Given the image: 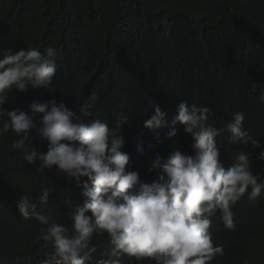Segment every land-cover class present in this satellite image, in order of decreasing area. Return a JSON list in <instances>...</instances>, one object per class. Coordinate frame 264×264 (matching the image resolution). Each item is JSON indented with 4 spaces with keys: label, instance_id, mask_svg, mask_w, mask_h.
I'll return each mask as SVG.
<instances>
[{
    "label": "trees",
    "instance_id": "16d2710c",
    "mask_svg": "<svg viewBox=\"0 0 264 264\" xmlns=\"http://www.w3.org/2000/svg\"><path fill=\"white\" fill-rule=\"evenodd\" d=\"M48 47L56 52L51 88L57 105L90 103L110 127L126 117V170L145 183L143 173L157 154L166 160L177 150H194L183 125L167 136L182 101L208 107L209 124L217 128L243 112L244 129L260 147L229 143L225 132L216 138L220 161L227 168L244 152L264 183L258 159L264 150V0H0V53ZM14 101L9 97L3 108L17 110ZM157 106L167 126L145 128ZM30 136L28 147L46 153L49 142L35 130ZM15 138L11 131L0 136V264H42L53 250L41 237L46 226L23 218L18 201L30 188L37 211L71 228V209L84 189L56 166L39 171V161L28 164L23 151L12 148ZM42 186L55 189L47 204L37 199ZM250 191L232 206L233 229L215 212V241L223 251L211 264H264V192L250 200ZM93 243L110 245L107 234L95 235Z\"/></svg>",
    "mask_w": 264,
    "mask_h": 264
},
{
    "label": "clouds",
    "instance_id": "9594fccd",
    "mask_svg": "<svg viewBox=\"0 0 264 264\" xmlns=\"http://www.w3.org/2000/svg\"><path fill=\"white\" fill-rule=\"evenodd\" d=\"M55 57L52 47L43 53L38 48L0 53V136L15 133L19 138L13 140L12 148L22 150L28 164L39 161V171L56 166L57 172L70 182L74 178L84 189L70 208L74 212L71 228L37 211L30 188L18 201L23 218H34L46 226L41 237L53 250L42 264H211L223 251L215 241V212L219 211L225 228L231 230L235 227L232 206L250 186V200L264 192L249 155L240 152L227 168L220 161L216 138L225 132L230 134L229 143L251 142L260 147L244 129L245 114L236 112L232 121L217 128L209 124L208 107L180 102L167 136L174 137L175 125H183L194 150L191 154L177 150L166 160L157 154L154 166L143 173L145 183L138 172L126 170L130 161L123 150L126 117L110 127L98 120L90 103L70 105L63 100L65 104L57 105L51 88ZM9 97L17 110L3 108ZM89 99L96 101L98 96L92 93ZM259 99L264 102V91ZM166 115L157 106L144 127H166ZM33 130L49 142L46 153L26 144ZM158 142H162L159 137ZM258 159L264 161V150ZM54 191L42 186L37 199L47 204ZM105 234L110 245L97 249L94 236Z\"/></svg>",
    "mask_w": 264,
    "mask_h": 264
}]
</instances>
